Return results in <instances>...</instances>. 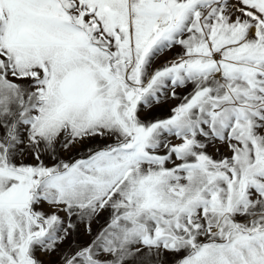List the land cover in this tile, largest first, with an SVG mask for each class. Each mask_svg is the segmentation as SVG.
Instances as JSON below:
<instances>
[{
  "label": "snow or ice",
  "instance_id": "6c2138e0",
  "mask_svg": "<svg viewBox=\"0 0 264 264\" xmlns=\"http://www.w3.org/2000/svg\"><path fill=\"white\" fill-rule=\"evenodd\" d=\"M0 264H264V0H0Z\"/></svg>",
  "mask_w": 264,
  "mask_h": 264
}]
</instances>
